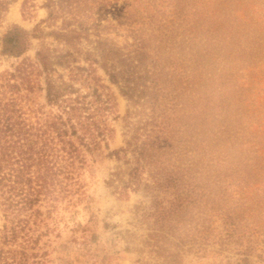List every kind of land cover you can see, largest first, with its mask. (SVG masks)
Returning a JSON list of instances; mask_svg holds the SVG:
<instances>
[{
	"label": "trees",
	"instance_id": "1",
	"mask_svg": "<svg viewBox=\"0 0 264 264\" xmlns=\"http://www.w3.org/2000/svg\"><path fill=\"white\" fill-rule=\"evenodd\" d=\"M116 1L44 0L46 16L29 31L1 25L10 1L0 0L1 55L41 40L34 61L0 72V264H50L49 236L108 147L116 102L99 70L127 101L106 183L140 194V233L125 231L135 263L184 264L210 246L238 264L264 261V193L228 142L226 84L200 46L201 20L168 1L107 9Z\"/></svg>",
	"mask_w": 264,
	"mask_h": 264
},
{
	"label": "rangeland",
	"instance_id": "2",
	"mask_svg": "<svg viewBox=\"0 0 264 264\" xmlns=\"http://www.w3.org/2000/svg\"><path fill=\"white\" fill-rule=\"evenodd\" d=\"M9 1L2 14V26L16 23L31 31L46 16L44 0H26L24 10L21 9L23 0ZM123 1L117 0L107 9L112 11ZM167 1L171 9L201 20L207 41L200 46L206 49L210 69L220 73L224 79L222 84H226V92L220 97L229 103L224 114L227 118H223L224 124L229 126L228 142H236L235 155L246 158V167L260 182L264 193V0H153L158 6ZM140 2L141 7H145L152 1L138 0ZM104 13L110 18V13ZM45 40L50 42L49 37ZM40 42V39H32L30 48L19 57L0 54V72L12 69L21 61H34ZM99 73L116 102L115 113L109 118L108 147L94 154L85 177L83 198L75 207L63 210L58 234L49 236L50 264H136L137 254L124 247L126 230L140 233L133 213L140 194L131 192L127 197L120 196L106 183L109 173L119 163L110 152L122 145L121 117L127 101L117 86L108 83L102 71ZM217 76L211 88L216 87ZM42 80L40 76L39 81ZM39 100L43 101L42 93ZM184 264L238 263L230 254L210 246L185 255ZM252 264H264V261L255 260Z\"/></svg>",
	"mask_w": 264,
	"mask_h": 264
}]
</instances>
